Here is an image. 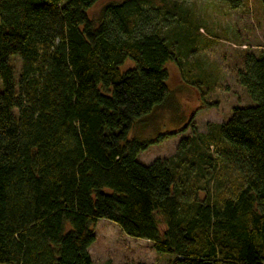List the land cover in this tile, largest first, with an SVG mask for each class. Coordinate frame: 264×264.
I'll list each match as a JSON object with an SVG mask.
<instances>
[{
  "label": "trees",
  "instance_id": "1",
  "mask_svg": "<svg viewBox=\"0 0 264 264\" xmlns=\"http://www.w3.org/2000/svg\"><path fill=\"white\" fill-rule=\"evenodd\" d=\"M98 1L0 0V264H95L105 218L170 264H264V49L237 72L249 104L145 165L174 132L134 130L168 100L169 62L192 76L173 40L194 22L175 0L93 17Z\"/></svg>",
  "mask_w": 264,
  "mask_h": 264
},
{
  "label": "rangeland",
  "instance_id": "2",
  "mask_svg": "<svg viewBox=\"0 0 264 264\" xmlns=\"http://www.w3.org/2000/svg\"><path fill=\"white\" fill-rule=\"evenodd\" d=\"M108 1L111 0H99L89 13L96 17ZM175 1L191 12L194 22L192 35L182 34L173 40L184 54L181 61L186 69L192 68V76L184 74L175 61L167 64L169 98L146 116L134 132L153 140L161 134H174L155 141L140 153L138 159L145 165L176 155L182 138L208 132L210 127L231 117L233 106L249 104L250 97L238 83L237 72L247 51L259 53L264 49L261 0H241L236 8L221 0ZM195 25H200L198 30ZM222 176L224 187L231 192L228 181L237 174L225 169ZM206 194L201 191L202 197ZM94 227L97 237L89 252L95 264H170L168 253H158L150 240L126 235L109 219H101Z\"/></svg>",
  "mask_w": 264,
  "mask_h": 264
}]
</instances>
